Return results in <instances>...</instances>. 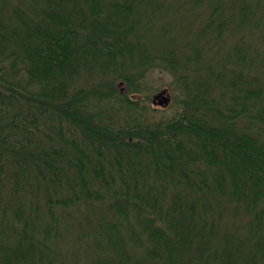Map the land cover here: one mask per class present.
Segmentation results:
<instances>
[{
  "label": "trees",
  "instance_id": "16d2710c",
  "mask_svg": "<svg viewBox=\"0 0 264 264\" xmlns=\"http://www.w3.org/2000/svg\"><path fill=\"white\" fill-rule=\"evenodd\" d=\"M0 264H264V0H0Z\"/></svg>",
  "mask_w": 264,
  "mask_h": 264
},
{
  "label": "rangeland",
  "instance_id": "374dc122",
  "mask_svg": "<svg viewBox=\"0 0 264 264\" xmlns=\"http://www.w3.org/2000/svg\"><path fill=\"white\" fill-rule=\"evenodd\" d=\"M148 85H149V91L148 94H143V97L146 99L148 103H151V100H154L155 98H161V93L163 91L164 87H169L170 82L172 81V75L162 69L153 68L147 75L146 79ZM170 90H172L170 88ZM172 91H170L171 93ZM172 100L171 104L169 106L167 105H160L158 102V105H153L151 107H156V116L157 117H167L172 114H174L178 109L181 108V102L178 98H173V92H172ZM159 98V99H160Z\"/></svg>",
  "mask_w": 264,
  "mask_h": 264
},
{
  "label": "water",
  "instance_id": "95a60500",
  "mask_svg": "<svg viewBox=\"0 0 264 264\" xmlns=\"http://www.w3.org/2000/svg\"><path fill=\"white\" fill-rule=\"evenodd\" d=\"M160 95H161V98L160 97H159L160 99L159 98H155L153 100L154 103L158 102L161 105L170 103L171 96H170V93L167 91V89H164Z\"/></svg>",
  "mask_w": 264,
  "mask_h": 264
},
{
  "label": "flooded vegetation",
  "instance_id": "af4514ba",
  "mask_svg": "<svg viewBox=\"0 0 264 264\" xmlns=\"http://www.w3.org/2000/svg\"><path fill=\"white\" fill-rule=\"evenodd\" d=\"M171 96V95H170ZM169 104V103H168ZM164 105H167V104H164Z\"/></svg>",
  "mask_w": 264,
  "mask_h": 264
}]
</instances>
